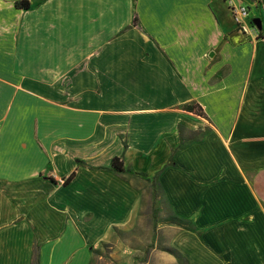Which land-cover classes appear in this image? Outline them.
I'll use <instances>...</instances> for the list:
<instances>
[{"label":"crops","instance_id":"1","mask_svg":"<svg viewBox=\"0 0 264 264\" xmlns=\"http://www.w3.org/2000/svg\"><path fill=\"white\" fill-rule=\"evenodd\" d=\"M15 1L0 0V264H89L102 244L118 264H264V0L249 33L226 0ZM128 75L140 85L116 89Z\"/></svg>","mask_w":264,"mask_h":264},{"label":"rangeland","instance_id":"2","mask_svg":"<svg viewBox=\"0 0 264 264\" xmlns=\"http://www.w3.org/2000/svg\"><path fill=\"white\" fill-rule=\"evenodd\" d=\"M227 1V0H226ZM155 4H157V3H155ZM154 4V5H155ZM245 7H247V10H248V19H245V23L246 24H248L249 25V22H250V24H251V20L253 19V18H257V16L256 15H254V11H255V9H254V6L252 5L253 3H251L250 1H248V0H243V3H242ZM153 4L151 5V7H155ZM150 7V8H151ZM230 12V11H229ZM197 20V19H196ZM155 21V19H152V17H145V23H147V27L149 28V29H154V31H155V28H156V26L158 25V23H152V22H154ZM199 37V36H198ZM176 53H178V52H176ZM2 56L0 55V63H2V64H6V68H8L9 67V65H11L12 64V62H11V57L9 56L8 58H6V59H2L1 58ZM25 57H26V55H25ZM2 70L3 69H1V67H0V74L2 73ZM123 81L122 80H120V83H117V85H120V86H117L116 87V89L118 88V89H121L122 87H124L125 85H126V87L127 88H133L132 86H136V85H140V81H139V78H138V76H127V77H125V82L124 83H122ZM122 84V85H121ZM117 95V94H116ZM213 109H214V111H216V109H215V104L213 103V104H211L210 106H209V113H210V116H212V117H215L216 118V115H218L219 116V114H216L215 115V112L213 111ZM41 111H42V109H41ZM60 121V120H59ZM58 120H56L54 123H55V125L57 126L59 123H61V122H59ZM69 130L68 131H71L72 129L71 128H68ZM75 130H72V132H74ZM139 231L140 230H137V232L139 233ZM116 236H117V238L119 239V240H121V241H125V240H127V238H125V237H121L118 233H116L115 234ZM138 238V241H137V243L135 244L134 243V245H136L135 247H140V243L142 244V245H144L145 244V240H143V238H145V236L143 237L142 236V238H140V236H138L137 237ZM109 246H108V244H102L99 248H96V249H93V252H92V257H91V260H90V262H89V264H118L117 263V261L116 260H114L111 256H109V252H110V249L108 248ZM142 255H139V254H137L136 256H135V259H136V263H133V264H142V263H144L145 261H146V257H147V250H145L143 253H141Z\"/></svg>","mask_w":264,"mask_h":264},{"label":"built area","instance_id":"3","mask_svg":"<svg viewBox=\"0 0 264 264\" xmlns=\"http://www.w3.org/2000/svg\"><path fill=\"white\" fill-rule=\"evenodd\" d=\"M228 8L233 16L234 22L236 23L238 30H240L243 33L251 32L250 27H248V25L245 23V18L248 14L247 8L241 5L240 3L234 2L233 0H230V3H228ZM50 177L56 180L57 182L63 184L64 180L58 178V176L55 173H51Z\"/></svg>","mask_w":264,"mask_h":264},{"label":"trees","instance_id":"4","mask_svg":"<svg viewBox=\"0 0 264 264\" xmlns=\"http://www.w3.org/2000/svg\"><path fill=\"white\" fill-rule=\"evenodd\" d=\"M14 7H15V8H18V9H28V8H29V2H28L27 0H19V1H15V2H14ZM184 109L187 110V111H194V112L197 113V114H201V112L196 111L194 108L190 107V105H185V106H184ZM124 146H126V145H124ZM77 163H78V160H77ZM111 165H112V167H113V169H114L115 171L120 172V171L123 170V165H122V163L119 161V158H117V157H115V158L112 159V161H111ZM74 176H75V172H72V173L68 176L67 179H64V181H63V185L68 184L69 181H70L71 179H73ZM154 217H155V216H153V218H154Z\"/></svg>","mask_w":264,"mask_h":264},{"label":"water","instance_id":"5","mask_svg":"<svg viewBox=\"0 0 264 264\" xmlns=\"http://www.w3.org/2000/svg\"><path fill=\"white\" fill-rule=\"evenodd\" d=\"M248 1H250L251 3L255 2V0H248ZM260 23H261V21L259 18H253L251 20V24L253 26H255L258 30L261 28Z\"/></svg>","mask_w":264,"mask_h":264},{"label":"bare ground","instance_id":"6","mask_svg":"<svg viewBox=\"0 0 264 264\" xmlns=\"http://www.w3.org/2000/svg\"><path fill=\"white\" fill-rule=\"evenodd\" d=\"M228 3H230V0H227Z\"/></svg>","mask_w":264,"mask_h":264}]
</instances>
